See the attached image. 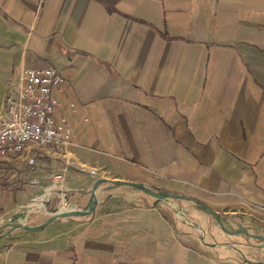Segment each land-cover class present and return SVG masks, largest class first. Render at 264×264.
Segmentation results:
<instances>
[{
    "label": "crops",
    "instance_id": "0c3cea01",
    "mask_svg": "<svg viewBox=\"0 0 264 264\" xmlns=\"http://www.w3.org/2000/svg\"><path fill=\"white\" fill-rule=\"evenodd\" d=\"M48 66L73 137L0 161V264H264V242L210 252L174 204L128 185L104 183L89 215L4 234L83 207L108 177L264 235V0H0V104Z\"/></svg>",
    "mask_w": 264,
    "mask_h": 264
},
{
    "label": "built area",
    "instance_id": "2783aa9c",
    "mask_svg": "<svg viewBox=\"0 0 264 264\" xmlns=\"http://www.w3.org/2000/svg\"><path fill=\"white\" fill-rule=\"evenodd\" d=\"M24 74L23 85L0 104V161L19 155L31 144L63 147L72 141L68 118L56 113L59 99L55 91L64 81L62 71L54 66L33 67ZM90 172L99 174L96 168Z\"/></svg>",
    "mask_w": 264,
    "mask_h": 264
},
{
    "label": "rangeland",
    "instance_id": "374dc122",
    "mask_svg": "<svg viewBox=\"0 0 264 264\" xmlns=\"http://www.w3.org/2000/svg\"><path fill=\"white\" fill-rule=\"evenodd\" d=\"M29 68H33V67H29ZM42 148H45V147H42ZM167 201L174 204V206H175V208L173 209L174 211H171L170 213L175 218V220L179 224V227H181V230L184 232L186 237H188L192 243L202 245V247L207 248L210 252L214 251L213 248L205 246L203 244V241L205 242L208 240L212 243H216V242L220 243L221 242L220 244L231 243L233 245H237L238 247H240L244 250L247 249V246H249L251 243L261 244V245L263 243V240L253 238L255 231L252 229H247V232H235L233 230V228L238 227L237 224H235L234 221H228L225 217H222L220 215L221 218L223 219V222H224V228H222L219 225L216 218L212 214H210V213L208 214V212L207 213L203 212L204 206L201 207L200 205H198L194 201H184L182 199H178V198H174V197L167 199ZM183 206L186 207V208H184V210H186V211L185 212H182V211L179 212L178 210H181ZM198 206L201 207L203 209V211L199 210ZM175 211L176 212L178 211V215L176 214ZM212 216H213V219H212ZM205 218H208L209 220H206ZM210 218H211V220H210ZM214 218L216 221L214 220ZM22 222L26 223L27 221L23 220ZM186 222L189 224H186ZM183 223H184V225H183ZM26 224H28V223H26ZM228 231H234V233L229 234ZM193 232H194V234H193ZM249 249H247V250H249ZM250 251H252V250L250 249ZM255 251H256V249H255ZM230 254L231 253H229V252H227V253L222 252L221 253V255L224 257V259H228Z\"/></svg>",
    "mask_w": 264,
    "mask_h": 264
},
{
    "label": "water",
    "instance_id": "95a60500",
    "mask_svg": "<svg viewBox=\"0 0 264 264\" xmlns=\"http://www.w3.org/2000/svg\"><path fill=\"white\" fill-rule=\"evenodd\" d=\"M104 183H107L109 185H128V186L140 189V190L146 192L147 194H149V195H151V196H153L159 200H167L171 197L178 198V199L185 198L184 195L173 194V193H169V192H165V191H158L157 189H153L144 183L131 181V180H119V179H112V178H108V177H101V178L96 180L95 184L93 185V187L91 189L89 199L83 207H80V208L79 207H68L66 209L55 210L50 214V216L43 223H40L37 225H29V224H26L23 222L13 223L10 226V228L4 234L7 235L10 232H12L13 230L18 229V228H22L25 230H40V229H43L49 222L56 220L58 218H62V217H83V216L91 214L95 210V208L98 204V200H97L98 190ZM193 200L198 205H200L201 207L204 206L203 207L204 210L207 211L208 213L212 214L216 218V220L218 221L219 225L222 228H224V222H223V219L221 218L219 213H217L216 211H214L210 207L205 206L199 200H196V199H193ZM235 232H247V229H238ZM228 233L233 234L234 231H228ZM253 238L261 239L264 242V235H260V236L253 235Z\"/></svg>",
    "mask_w": 264,
    "mask_h": 264
}]
</instances>
